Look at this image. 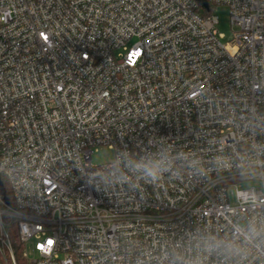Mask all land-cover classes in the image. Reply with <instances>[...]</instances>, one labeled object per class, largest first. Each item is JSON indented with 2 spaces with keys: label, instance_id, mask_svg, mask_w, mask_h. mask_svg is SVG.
Returning <instances> with one entry per match:
<instances>
[{
  "label": "built area",
  "instance_id": "obj_1",
  "mask_svg": "<svg viewBox=\"0 0 264 264\" xmlns=\"http://www.w3.org/2000/svg\"><path fill=\"white\" fill-rule=\"evenodd\" d=\"M207 1L0 0L5 264H264V0Z\"/></svg>",
  "mask_w": 264,
  "mask_h": 264
},
{
  "label": "clouds",
  "instance_id": "obj_2",
  "mask_svg": "<svg viewBox=\"0 0 264 264\" xmlns=\"http://www.w3.org/2000/svg\"><path fill=\"white\" fill-rule=\"evenodd\" d=\"M136 171L142 172L145 176L155 178L158 172L162 171L161 163L159 162H140L133 165ZM244 238L247 244L252 245L258 252L264 254V224L251 222L244 230ZM226 251L228 254L238 258L239 264H243V260L247 258V253L235 248L231 245H224L219 242H209L206 252Z\"/></svg>",
  "mask_w": 264,
  "mask_h": 264
},
{
  "label": "rangeland",
  "instance_id": "obj_3",
  "mask_svg": "<svg viewBox=\"0 0 264 264\" xmlns=\"http://www.w3.org/2000/svg\"><path fill=\"white\" fill-rule=\"evenodd\" d=\"M205 14V12H202ZM211 14L214 17L219 19V25L216 26V30L218 33L224 35L225 39L222 40V43H227L232 39V28L230 25V13L229 9L226 7H217L211 11ZM114 159V153L110 149L106 147L99 148L93 154L92 163L94 166H101L112 162ZM240 189H249L255 187L260 189V184L256 181H247L238 183ZM0 264H5L2 260H0Z\"/></svg>",
  "mask_w": 264,
  "mask_h": 264
},
{
  "label": "trees",
  "instance_id": "obj_4",
  "mask_svg": "<svg viewBox=\"0 0 264 264\" xmlns=\"http://www.w3.org/2000/svg\"><path fill=\"white\" fill-rule=\"evenodd\" d=\"M4 183H5V187L7 189V195L11 199L9 188H8L5 181H4ZM10 237H11V242L13 245V249H14V253H15L17 263L18 264H26V260L23 257L24 245L20 242L18 230L16 228L12 229V231L10 232Z\"/></svg>",
  "mask_w": 264,
  "mask_h": 264
},
{
  "label": "water",
  "instance_id": "obj_5",
  "mask_svg": "<svg viewBox=\"0 0 264 264\" xmlns=\"http://www.w3.org/2000/svg\"><path fill=\"white\" fill-rule=\"evenodd\" d=\"M197 1L203 6L204 9L209 10V4L207 0H197ZM0 194L4 196L5 202L9 205L10 200L6 195V189L1 178H0Z\"/></svg>",
  "mask_w": 264,
  "mask_h": 264
}]
</instances>
